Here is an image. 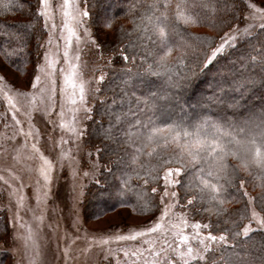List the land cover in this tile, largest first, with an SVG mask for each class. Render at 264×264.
I'll return each instance as SVG.
<instances>
[{"label":"trees","instance_id":"1","mask_svg":"<svg viewBox=\"0 0 264 264\" xmlns=\"http://www.w3.org/2000/svg\"><path fill=\"white\" fill-rule=\"evenodd\" d=\"M257 1L264 3V0ZM154 3L156 6L151 7ZM5 4L8 5L7 8L4 7ZM87 7L101 50L106 77L100 89L101 100L94 106L93 116L85 133L87 145L101 150L97 153L102 164L97 178L100 184H91L85 212L88 214L95 200L108 199L110 203L97 210L93 216H100L122 207H129L138 215L150 216L151 211L142 212L140 208L146 204H160L158 194L162 189L164 169L153 170V176H147L145 171L148 170L149 162L152 165L157 163L155 156L138 155V162H133L132 156L136 155L135 146L120 142V148L123 149L121 151L117 149L116 143L105 139L104 129H109L115 123L107 113L111 112L113 116L123 113L121 119L125 126L128 123L135 125V121L139 120L141 132L143 126H152L150 120L162 126L165 122L179 123L181 117L184 118L189 131L193 130L194 121L207 117L226 128L228 121L233 126L243 127L247 124L255 131L264 115V68L259 66L258 60L249 57H256L261 52V34L264 29L259 27L251 36L238 39L217 61L205 65L209 71L201 70V74L195 78L189 75L191 84L185 85L175 73L179 72L181 76L187 73L186 66L194 67L202 58L204 50L216 47L221 37L228 32V28L220 23L224 8L219 0H87ZM35 9L36 0H0V52L7 61L23 72L25 68L28 70L36 65L44 36L41 19H37L39 13ZM231 10L232 6L229 5L228 11ZM103 11L106 12L105 16L102 15ZM247 11L244 12L245 20ZM236 15L239 17L240 13L237 12ZM102 17L110 21V26L104 27L103 32L98 23ZM144 17H151V20ZM242 25L244 24L239 23L237 19L234 27ZM157 26L164 28L163 37L156 31ZM168 49L172 50L169 64L174 65L170 73L159 71L157 66L159 55H163ZM120 52L129 59H123L119 55ZM180 58H184L185 66L176 63ZM170 74L180 83V87H173L168 83ZM220 88H223V91H220ZM199 94L205 99L199 103L196 111L191 106L197 104ZM175 96L183 99L184 112L177 111ZM210 97L219 99H208ZM165 109L169 113L167 118L161 116ZM131 131L135 136V128ZM256 139L257 143L264 147L259 136ZM247 147L248 151L242 150L240 154L233 156L227 154V148H231V145H227L223 154L226 166L218 176L212 177L214 183L218 180V186L221 188L217 195L225 201L222 205L226 209L223 217L216 214V208L221 207L218 201L210 202L208 199L210 190L205 189L204 199L199 198L201 189L196 186L198 180H193V184L186 188L189 179L200 175L196 169L203 167L204 175L209 168L216 169L212 158L202 160L187 172L182 171L179 177L180 203L190 216L205 224L219 225V231L214 227L208 228V231L213 234L223 233L228 238V243H220L219 250L215 252L217 264H231L237 258L233 253L238 254L242 260H254L257 264L264 258V231L256 229L248 236H244L242 231L249 218V196L255 208L261 212L256 198L264 193V168L250 163L247 171L240 169L242 160L250 159L254 154L251 150L253 146ZM174 148L175 146L170 147L168 152H172ZM141 164L144 165L143 168ZM176 166L179 165L170 164L165 167ZM156 171H159V179L154 178ZM145 180L148 183H145ZM237 180L243 181L242 187L237 184ZM101 186L122 189L125 195L109 198L106 193L102 200L97 196ZM152 188H156L157 192L153 193ZM244 192L247 195H242ZM118 199L123 202H118ZM245 203L248 204L247 213L243 207ZM209 208L210 212L205 211ZM158 212L156 211L155 215ZM261 213L264 215V212ZM224 219L230 223H223ZM232 220L235 224L231 223ZM236 231L241 232L239 237L234 235ZM9 234L7 217L0 210V264H9L11 258L10 253L3 247ZM221 255L225 257L223 261L219 259ZM199 264H204V261H199Z\"/></svg>","mask_w":264,"mask_h":264},{"label":"rangeland","instance_id":"2","mask_svg":"<svg viewBox=\"0 0 264 264\" xmlns=\"http://www.w3.org/2000/svg\"><path fill=\"white\" fill-rule=\"evenodd\" d=\"M62 2L63 0H54V20L40 17L44 36L37 62L42 66L45 65L46 51H55L58 48L59 52L51 57L55 61L52 68L44 67L43 73L36 71L35 74L40 75L42 81L37 88H30L26 83V77L33 75L35 66L29 67L25 73L14 67L0 52V65L5 67V71H0V76L4 77L0 79V210L7 217L10 229L9 237L3 245L11 256L8 262L9 264H165L167 260L169 264H177L179 257L171 249L179 246L181 250L186 251L187 247L194 249L200 247L195 238L197 230L191 225L196 222L205 224L199 219L192 218L180 203L178 185L170 186V190L175 191L177 197L160 203V210L155 217L158 218L164 210L163 204L171 203L172 213L179 216L183 212L188 220L189 227L184 229V234L188 236L187 241H180L174 232L165 231L163 228L132 239L136 232L152 226L146 222L149 216L135 214L129 207L93 216L97 210L110 203L108 199L95 200L88 214L85 212L89 189L92 183H96L102 169L96 149L86 143L85 133L87 124L93 116L94 106L101 100L99 94L106 73L103 69L100 47L97 49L95 46L98 40L89 16L85 17L86 22L79 26L77 21L72 22L76 34L71 36V44H67L65 36L68 35V31L63 27L64 18L61 10L55 8V4ZM246 3H255L257 8L264 7V3L257 0H246ZM82 7L88 10L87 0ZM249 11L251 10L247 11L246 20L251 24L253 21L249 18ZM102 15L105 16L106 12L103 11ZM46 23L49 25L56 23V30L45 27ZM246 26L244 24L236 27ZM85 28L88 29L87 33L84 32ZM257 28L259 26H255L254 31ZM89 36L95 43L88 42ZM50 38L53 41L51 45L48 43ZM66 47L67 57L63 55ZM73 64L76 65L74 69L71 67ZM49 72L52 75L46 76ZM70 73H75L72 80L76 87L66 83ZM101 75L104 76L103 80H99ZM81 82H84L85 86L84 101L78 98V86ZM95 89L99 91H94ZM41 90H44L43 96ZM18 91L35 95V100L31 99V95L28 100L31 104H35L36 108H43L49 104L47 97L51 96L55 101V107L50 110V114H45L30 108L23 100L17 103L16 101L20 99L17 96ZM5 93L13 97L14 108H10ZM53 93L55 95H52ZM73 93L77 95L73 96ZM198 97L200 99L203 95L199 94ZM73 99L76 100V104H72ZM81 105L91 109L88 119H84ZM191 107L197 111L199 104H193ZM13 112L16 114L13 115ZM27 112H30V115H27ZM49 120L52 123H49ZM61 120L67 127H60ZM16 121L20 123L17 124ZM71 127L77 128L84 135L77 140L75 134L68 131ZM20 129H23V132L17 134ZM30 130L33 136L25 139L24 133ZM33 143L36 144V149L31 147ZM62 152H67L69 155L61 159ZM43 157L51 160L55 169L56 179L48 186H45L46 182L39 171ZM93 164L97 165L96 169H93ZM163 177L164 170L162 189L158 194L159 202L164 190ZM114 197L115 195L111 198ZM253 210L263 215L252 204V199H249V218L242 231L245 226L250 228V232L256 229L264 231V227L258 226L257 221L251 220ZM168 220L169 217H165V221ZM169 226L165 224L166 228ZM199 231L205 235L209 232L204 228ZM118 235H123L126 239L118 240L115 238ZM215 243L213 242L214 245ZM191 262L193 261H189Z\"/></svg>","mask_w":264,"mask_h":264},{"label":"snow or ice","instance_id":"3","mask_svg":"<svg viewBox=\"0 0 264 264\" xmlns=\"http://www.w3.org/2000/svg\"><path fill=\"white\" fill-rule=\"evenodd\" d=\"M86 3V0H63L62 3L55 4V8H59L61 10L62 16L64 18L63 27L67 29L68 35L65 36V40L68 45L71 44V36L76 34V29L72 27V22L77 21L78 26L79 24H83L86 21L84 20L85 17H88L90 15V12L86 10L85 7H82L83 4ZM219 3L223 5L224 8V16L221 18L220 23L228 28V32L224 34V36L221 37L220 43L214 47V48H207L203 52V56L201 59H199L195 66H186L187 67V73H185L183 76L179 72H176L175 75L177 77H180V79L183 81L185 85L191 84V80L188 78L189 75H191L193 78L201 74V70L203 71H209V68L205 67V65H211L215 61H217L222 53H225L226 50L233 45L234 42H236L238 39H243L245 36H251L253 34L255 26H259L261 29H264V7L257 8V5L255 3H246V0H219ZM229 5L232 6L231 12L228 11ZM7 4L4 5L5 8H7ZM23 6V5H22ZM135 5H133L134 7ZM155 3L151 7H155ZM246 10L249 11V18L253 21V23L249 24L247 20L244 18V12ZM36 12L39 13L40 17H47L48 20H54L55 17V11H54V0H36ZM239 12L240 15L237 17L236 13ZM144 19L151 20V17H144ZM237 19H239V23L246 24L247 26L244 28L240 27H234V24L236 23ZM188 20H185V23H187ZM101 31L103 32V28L106 26H110V21H108L105 17H102L98 21ZM45 27H50L52 30H56L57 24L51 23L45 24ZM156 31L159 33L161 37L165 35L164 28L162 27H156ZM84 32L87 33L88 29L85 28ZM105 36L107 33H103ZM262 35L261 40V46L262 50L256 57H249V59H255L259 61V66L264 68V33ZM52 39L50 38L48 43L52 44ZM89 43H95L91 36L88 37ZM96 48H99V44H95ZM43 47V45H41ZM253 47V50H255V47ZM59 52V49L57 48L55 51H46L44 53V60L45 65H41L39 62L36 63L34 69H33V75L26 77V83L30 88H37L38 85L42 83L41 76L35 74L38 70L39 72H44V67L52 68L55 65V61L51 58L54 57ZM171 49H168L167 51L163 52V55H159L158 57V68L161 72L170 73L172 71V68L174 65L169 64V59L171 57ZM5 55H8V53H5ZM39 55V53L37 54ZM63 55L65 57L68 56L67 47L65 48V51L63 52ZM119 55L127 60L129 59L128 56H125L123 52H120ZM78 58V57H77ZM176 63L180 64L181 66L184 65V58H180L176 61ZM71 67L74 69L76 67L75 64L71 65ZM149 70H151V66H149ZM0 71H5L4 65H0ZM25 73H27V69H24ZM75 73H70L68 76V79L66 83L73 84L74 87H76L74 81L72 80V76ZM159 74V73H154ZM52 75L51 72L47 73L46 76ZM4 77L0 76V79H3ZM104 76L101 75L99 77V80H103ZM251 80V77L248 78ZM168 83L173 87H180V83L175 81L173 79V75L168 76ZM79 88V94L78 98L80 101L85 100V86L84 82H81L78 86ZM94 91H99V89H95ZM220 91H223V88H220ZM167 91L165 90V95H167ZM31 95V99L35 100V95L29 93V92H17V96L20 98L16 102L19 103L20 100H23L25 103L29 104L30 108L36 109L37 111L44 112L45 114H50V110L55 107V101L51 99V96H48L47 99L50 101L49 104L45 105L43 108H36L35 104H31V102L28 100V97ZM41 95H44V90H41ZM52 95H55L53 93ZM73 96H76V93L72 94ZM5 96L8 100V104L10 108H14L15 105L13 104V97L8 96L7 93H5ZM177 101V111L178 112H184L185 111V104L183 99L180 96L174 97ZM205 99L204 97H201L199 100H197V104L201 103V101ZM208 99H216L218 100V97H210ZM72 104H76V100H72ZM230 107H233L234 105H229ZM84 112V119L89 118V113L91 109L88 107L81 105ZM264 112V110H262ZM16 113L13 112V115ZM27 115H30V112L26 113ZM112 119H114L115 123L111 125L109 129H104V136L105 139L113 141L117 144V149L123 151V149L120 148V142H123L125 144H129L132 146H135L136 148V155L132 156L133 162L137 161L138 155H145L148 157L155 156L157 158V163L155 165H152L150 162L148 164V170L145 171V174L147 176H153V170L156 169H164V190L162 195L160 196V203H163L165 200H174L177 197V193L175 191L170 190V186H175L181 183L179 179L176 177L182 172H187L188 169L194 168L197 163L201 162L202 160H207L208 158H212L214 163L216 164V169L212 170L209 168L206 175L203 173L205 172V169L203 167L196 169L200 175L194 176L193 178L189 179L188 185H186V188L188 186H191L193 184V180H198V185L201 189V195L200 199H204L203 192L205 189L210 190L211 194L208 197L209 201H218V204L221 207L216 208V214L223 217L226 209L222 207L224 205L225 201L220 198V196L217 195L221 191V188L218 186V180L216 183L213 182L212 177L218 176L219 172L223 171L224 167L226 166L224 164V153L226 151V146L231 145V148H227V154H231L233 156H237L240 154L242 150L248 151V145H252L253 148L251 149L254 154L251 156L250 159H243L240 165V169L243 171H247L248 165L255 164L260 166L261 168H264V147H262L260 144L257 143L256 137L259 136L261 143H264V115L261 117V123L259 126H257L256 130L250 129L247 124H245L243 127L236 125L233 126L231 122L226 121L227 128L222 126L219 122L213 121L211 117L202 118L197 121L193 122V130L189 131L188 127L185 125V120L183 117L180 118L179 123L173 122V123H163L162 126L155 124L151 120L149 123L152 124L151 127H147L146 125L143 126V132H141V122L139 120L135 121V125L128 123L125 126L124 121L121 119V117L124 115L121 113V115L113 116L111 112L107 113ZM63 113H61V116ZM161 116L167 118L169 116L168 110L165 109L161 112ZM49 123H52L51 120L48 121ZM17 124L20 123V121H16ZM60 127H67L63 120H61ZM135 128V136L132 133V129ZM231 129V130H228ZM68 131L75 134V138L78 140L81 135H84L83 132H80L75 127L68 128ZM23 129H20L19 133H22ZM25 139H27L28 136H33V132L30 130L27 133H24ZM15 138V137H13ZM35 139V137H33ZM172 146H175L172 152H168V149ZM33 149H36V144L33 143L31 145ZM97 152L101 151L100 149L96 150ZM91 154V153H89ZM69 153L62 152L61 153V159L64 157H67ZM162 156H168L169 159H161ZM43 164L40 167V175L43 177L44 181L46 182L45 186H48L54 180L56 179L54 172L55 169L53 167V162L49 160L47 157H43ZM119 159V157H118ZM170 164H176L179 166L176 167H165L166 165ZM97 165L93 164V169H96ZM141 167L143 168L144 165L141 164ZM236 172V169H234V174ZM73 175H75V170H73ZM156 179H159V171L155 172ZM145 183H148L147 180L144 181ZM96 184L99 185L100 182L96 181ZM237 184H239L241 187L243 185V181L237 180ZM151 191L153 193L157 192L156 188H152ZM239 191V188L237 189ZM107 193V196L111 198L113 195H115L117 198L122 197L125 195L124 191L122 189H109L107 187L101 186L100 189L97 192V196H99L102 200L105 198V194ZM242 195H247L246 192L242 193ZM196 199V197H194ZM250 200L252 198H249ZM21 200H23V197H21ZM257 200V206L261 209V212H264V193H261L256 198ZM118 202L122 203L123 201H120L118 199ZM191 203V201L189 202ZM172 207L173 205L171 203L163 204L164 210L160 213V216L158 218L155 217V212L160 210V204L152 203V204H146L143 207L140 208L142 212L144 211H151L152 215L147 217V223H150L151 227H145L144 231H138L135 233L132 239H135V236H144L146 233H154L158 229H164L165 231H171L174 232L178 237L180 241H187L188 236L184 234V229H187L189 227L188 220L185 218V214L181 212L179 216H175L174 213H172ZM244 211L247 213L248 211V204H244ZM205 211H211V209H205ZM165 217H169L168 221H165ZM251 220L257 221L258 226L264 227V215H260L255 210L251 213ZM223 223L228 224L230 223L229 220L224 219ZM232 224H235V221H231ZM165 224L170 225L169 227H165ZM115 227V225H113ZM193 229H196L195 238L198 240L200 247L193 248V247H187L186 251L181 250L180 247H176L174 249H171V251L179 257V262L177 264H189V261L196 262V264H199V261H204V264H217V260L215 258V252L219 250V245L222 242L223 244L228 243V238L221 233L219 236L214 235L211 231L207 232L205 235L201 231H199L201 228L208 229L210 227H214L217 231H219V225H209V224H200L199 222L193 223L191 225ZM225 231H231V229H225ZM250 232V228L247 226L243 229V235L248 236ZM236 237H239L241 235L240 231H236L234 233ZM118 240H124L126 239L123 235H118L115 237ZM213 242H216L215 245ZM167 243V241H165ZM171 248V246H169ZM163 251V249H162ZM207 253V255H205ZM234 256H236V260L231 262V264H257L254 260H242L239 258L238 254L233 253ZM247 255V254H246ZM221 261L225 259L223 255L219 258ZM165 264H169L167 260H165ZM259 264H264V258H261L259 261Z\"/></svg>","mask_w":264,"mask_h":264}]
</instances>
